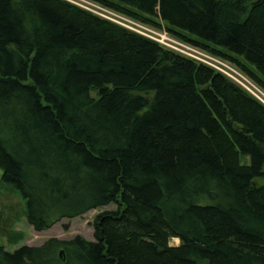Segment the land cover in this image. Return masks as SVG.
<instances>
[{
    "label": "trees",
    "instance_id": "trees-1",
    "mask_svg": "<svg viewBox=\"0 0 264 264\" xmlns=\"http://www.w3.org/2000/svg\"><path fill=\"white\" fill-rule=\"evenodd\" d=\"M91 1L264 90V0ZM0 169L37 232L118 205L94 241L0 244V264H264V105L63 0H0Z\"/></svg>",
    "mask_w": 264,
    "mask_h": 264
},
{
    "label": "rangeland",
    "instance_id": "rangeland-1",
    "mask_svg": "<svg viewBox=\"0 0 264 264\" xmlns=\"http://www.w3.org/2000/svg\"><path fill=\"white\" fill-rule=\"evenodd\" d=\"M64 2L74 5L82 10H85V11L88 10L85 8L86 3H83L81 1H79L80 3H70L67 1H64ZM92 9L93 10H88V12L92 13L93 15L99 14L97 12V11H100L98 8L92 7ZM116 14L112 13L108 15L113 18L115 17L117 19H120V17L124 18L122 14L121 16L116 15ZM108 21L112 23L115 22L111 20H108ZM134 21L137 22L136 20ZM142 24H145V23H142ZM117 25L127 29L125 26H122L118 23ZM147 26L153 29L167 31L165 27L155 28L150 25H147ZM128 30L132 31L130 29ZM179 47L183 48L188 54L200 57L216 65H219L217 64L220 62L219 60L213 59L209 55L204 54L200 52L199 50H195L189 46H186L185 44L179 45ZM225 65L230 66L232 69H234L230 64H225ZM234 74L237 76L239 80L246 83V81L243 79L241 75L236 74V73ZM93 96H95V93H93ZM2 177H3V170L0 169V244L4 246L5 249L9 252H14L23 246H31V247L41 246L47 240L51 238H58L61 240H71L77 236H82L89 241H94L95 240V237H94L95 229H94L93 223L97 215L105 211L116 210L118 208L117 204H110V205H107V206H104V207H101L95 210H91L88 213L80 217L74 218V219H63L59 223H56L51 229L42 231V232H37L31 226V224L29 223L27 219V211H28L27 200L24 198V196L19 190H17L13 186L6 185L3 182ZM260 182L263 183V180H260ZM170 244L172 246H179L180 241L178 239H172L170 241Z\"/></svg>",
    "mask_w": 264,
    "mask_h": 264
},
{
    "label": "built area",
    "instance_id": "built-area-1",
    "mask_svg": "<svg viewBox=\"0 0 264 264\" xmlns=\"http://www.w3.org/2000/svg\"><path fill=\"white\" fill-rule=\"evenodd\" d=\"M63 1H67L70 3H80L79 1H81L83 3H86L85 8L88 10H93L92 7L98 8L100 11H97L99 14L96 13V14H98L96 16H98L102 19H105V20H111L113 22L115 21L114 23H116V24L118 23L122 26H125L127 29H130V30L142 35L143 37L148 38V39L158 43L159 45H161L162 47H164L167 50L178 53L179 55H181L183 57H186V58L192 59L194 61L200 62L201 64H204V65L216 70L217 72L224 75L227 79H229L231 82L238 85V87L243 89L250 96H252L256 100H258L261 104L264 105V90L257 83H255L248 75H246L244 72H242L239 68H237L231 62H229L225 59H222L218 56H215V55L209 53L208 51L202 49L201 47H198V46L192 45L190 43L181 41L177 37L171 35L166 30L153 29V28H151L145 24L139 23L138 21L135 22L133 19L126 17L124 15H122L124 18H121V17H120V19H117L115 17L113 18V17L109 16L108 14H112V13L116 14L117 12L115 13V11L108 9V8L102 6V5H100L94 1H91V0H63ZM104 12H106L107 14ZM116 15L121 16V14H119V13H117ZM147 32H149V33H147ZM147 34H149V35H147ZM170 38H172V39H170ZM182 44H185L186 46H189L195 50H199L200 52L209 55L213 59L219 60L220 62L217 63L219 65H216V64H214L208 60L202 59L200 57L188 54L183 48L179 47V45H182ZM222 62H224L225 64H230L235 70L232 69L230 66L225 65ZM234 73L241 75L243 77V79L246 81V83L239 80Z\"/></svg>",
    "mask_w": 264,
    "mask_h": 264
},
{
    "label": "water",
    "instance_id": "water-1",
    "mask_svg": "<svg viewBox=\"0 0 264 264\" xmlns=\"http://www.w3.org/2000/svg\"><path fill=\"white\" fill-rule=\"evenodd\" d=\"M63 251L60 252V258H62ZM65 262V260H63Z\"/></svg>",
    "mask_w": 264,
    "mask_h": 264
}]
</instances>
